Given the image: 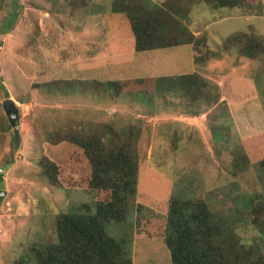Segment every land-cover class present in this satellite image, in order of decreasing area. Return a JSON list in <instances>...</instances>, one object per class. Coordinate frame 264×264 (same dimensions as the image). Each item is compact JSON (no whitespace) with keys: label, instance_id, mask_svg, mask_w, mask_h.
<instances>
[{"label":"rangeland","instance_id":"obj_1","mask_svg":"<svg viewBox=\"0 0 264 264\" xmlns=\"http://www.w3.org/2000/svg\"><path fill=\"white\" fill-rule=\"evenodd\" d=\"M112 2L0 0V79L9 93L0 87V189L6 190L0 197V264H30L28 247L54 238L59 212L86 203L94 213L96 200L110 197L88 187L91 170L81 148L50 140L49 132L59 127H88L92 134L106 124L120 136L132 129L137 196L126 221L107 223L106 231L126 240L133 264H172L165 243L172 195L186 196L187 187L219 198L261 190L264 62L222 49L221 58L196 65L190 44L137 51L127 16L113 12ZM185 20L211 47L221 48L222 38L234 32L264 34V0L252 12L201 1ZM195 71L217 85L220 102L198 106L156 90L158 76ZM55 79L77 85L57 90ZM7 98L19 107L17 132L5 117ZM221 123L229 128L226 136ZM239 145L252 165L234 178L230 153ZM43 156L58 165L59 185L44 177L38 164ZM237 230L264 251V227L250 217Z\"/></svg>","mask_w":264,"mask_h":264},{"label":"trees","instance_id":"obj_2","mask_svg":"<svg viewBox=\"0 0 264 264\" xmlns=\"http://www.w3.org/2000/svg\"><path fill=\"white\" fill-rule=\"evenodd\" d=\"M201 1L214 7L239 8L247 12L261 4V0H163L160 4L151 0H113L111 8L113 12L127 16L137 51L190 44L196 65L211 58H221L222 49L226 52L236 49L246 59L264 62V34L253 30L234 32L222 38L221 48H213L205 35L192 31L185 19L192 6ZM11 25L8 23L7 28ZM68 80L72 83L66 82ZM54 83L57 90H63L68 84L75 87L77 80L55 79ZM98 83L96 81L95 86ZM155 85L160 93L173 92L198 106L209 107L220 102L218 91L215 93L217 85L197 71L158 76ZM0 87L9 97L1 79ZM5 117L11 126L7 114ZM103 125L100 133L89 134L86 132L88 127L69 126L49 132L52 142L72 143L82 149L91 170L88 187L108 191L110 197L96 200L94 213L86 203L75 204L69 212H59L54 224V238L28 247L32 256V260L27 261L30 264H133L126 240L108 234L106 224L126 221L134 207L139 180L136 139L129 127L121 132L122 138L118 132ZM220 125L223 128L221 135L230 133L228 127ZM230 155L232 177L241 176L251 167L252 161L240 145L232 148ZM38 164L47 181L59 185L58 165L47 156H43ZM257 169L261 190L256 192L229 191L230 194L219 198L211 193L202 196L199 188L194 193L187 187L186 196L170 197L165 243L172 264H264V251L246 243L237 230L238 223L250 217L253 224L264 227V158L258 161ZM224 199L227 208L222 206Z\"/></svg>","mask_w":264,"mask_h":264},{"label":"water","instance_id":"obj_3","mask_svg":"<svg viewBox=\"0 0 264 264\" xmlns=\"http://www.w3.org/2000/svg\"><path fill=\"white\" fill-rule=\"evenodd\" d=\"M3 108L7 116L9 117L12 126H14L15 131L17 132L18 126L16 125V122L19 118V109H18L19 107L16 105V103L12 98H7L3 102ZM5 192H6L5 189H0V197H2V195H4Z\"/></svg>","mask_w":264,"mask_h":264}]
</instances>
